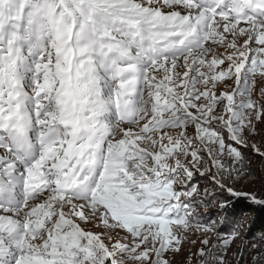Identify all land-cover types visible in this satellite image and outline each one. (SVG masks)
Returning a JSON list of instances; mask_svg holds the SVG:
<instances>
[{"label":"snow or ice","instance_id":"1","mask_svg":"<svg viewBox=\"0 0 264 264\" xmlns=\"http://www.w3.org/2000/svg\"><path fill=\"white\" fill-rule=\"evenodd\" d=\"M253 156L264 0H0V264H264Z\"/></svg>","mask_w":264,"mask_h":264},{"label":"rangeland","instance_id":"2","mask_svg":"<svg viewBox=\"0 0 264 264\" xmlns=\"http://www.w3.org/2000/svg\"><path fill=\"white\" fill-rule=\"evenodd\" d=\"M257 139H259V137ZM252 158L255 161V166L264 169V165H261L260 162L255 158V156H253ZM205 184L206 182L203 180V178H200V187L201 188L205 187ZM239 190L243 192L254 193L258 196V198H264V185H262L260 180L256 179L255 176L253 177L252 182L250 183L245 182L244 185L240 186ZM227 197H228L227 193H224L223 195L219 196L216 201L217 205L225 201L228 202ZM220 210L221 209L218 206L208 207V208H204L203 206H201L198 209V211H200L202 214H205L204 215L205 219L212 218V219L219 221L221 218V215H225V214L232 217L234 222L241 224V227L239 228L241 238L243 240H246L249 247L252 243L257 242L256 239L254 238H258L261 233L256 232V231L250 232L249 229L251 227V223L253 219L251 214L244 215L243 213L233 212V210L232 212L229 211L228 213H224V212H219ZM225 230H230V229L226 228ZM193 238L197 240L196 244L194 246L185 245L184 251L179 256H177L176 258L177 261H183L186 258L189 252V248H191L192 252H196L197 249L201 246L200 239L198 237H193ZM230 258H231L232 264H237V261L240 259L238 255H231V254H230ZM250 262H251V253H248L244 257V264H250ZM193 264H195V258H193Z\"/></svg>","mask_w":264,"mask_h":264},{"label":"trees","instance_id":"3","mask_svg":"<svg viewBox=\"0 0 264 264\" xmlns=\"http://www.w3.org/2000/svg\"><path fill=\"white\" fill-rule=\"evenodd\" d=\"M228 208L226 213L229 211L236 213H243L244 215L251 214L253 219L250 227V232L256 231L259 233H264V206L252 203L250 200L240 198H229ZM219 212H223L220 210ZM225 213V212H224ZM231 214V213H230Z\"/></svg>","mask_w":264,"mask_h":264}]
</instances>
